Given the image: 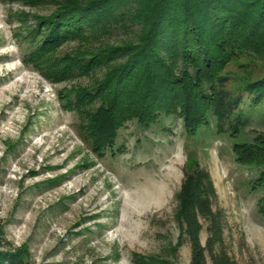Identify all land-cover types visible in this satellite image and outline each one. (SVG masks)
I'll return each instance as SVG.
<instances>
[{
    "label": "rangeland",
    "instance_id": "1",
    "mask_svg": "<svg viewBox=\"0 0 264 264\" xmlns=\"http://www.w3.org/2000/svg\"><path fill=\"white\" fill-rule=\"evenodd\" d=\"M64 1L0 0V264H197L196 245L205 264H216L217 252L221 264H264L260 168L236 159V137L218 133L213 118L198 136L179 115L149 125L129 119L101 153L86 139L87 116L68 105V93L107 69L57 80L48 60L30 59ZM101 44L67 40L48 59ZM263 72L264 49L222 71L228 87ZM245 109L252 121L239 138L251 140L264 131V103ZM196 164L214 191L206 177L190 178ZM189 178L208 188L217 233L199 211L196 230L190 224L182 204Z\"/></svg>",
    "mask_w": 264,
    "mask_h": 264
},
{
    "label": "trees",
    "instance_id": "2",
    "mask_svg": "<svg viewBox=\"0 0 264 264\" xmlns=\"http://www.w3.org/2000/svg\"><path fill=\"white\" fill-rule=\"evenodd\" d=\"M44 23L30 59L48 60L53 78L107 69L101 79L67 97L70 107L87 116L85 136L97 152L115 143L129 119L149 125L163 115H179L186 132L198 136L213 118L218 133L236 137V159L260 168L257 182L264 187V131L251 140L239 138L252 121L245 107L264 103V72L235 87L227 86L230 77L222 73L239 54L264 49V0H65ZM115 34L125 38L108 41ZM73 39L102 44L51 63L52 52ZM95 102L100 105L94 107ZM192 172L190 178L206 177L214 191L204 168L196 164ZM190 178L182 192L183 210L194 230L199 211L212 218L217 233L208 188ZM260 203L264 214V197ZM212 238L210 244L216 243ZM201 250L196 245L197 264H205ZM218 256L215 263L221 264Z\"/></svg>",
    "mask_w": 264,
    "mask_h": 264
}]
</instances>
